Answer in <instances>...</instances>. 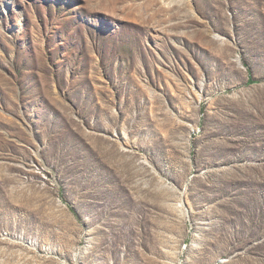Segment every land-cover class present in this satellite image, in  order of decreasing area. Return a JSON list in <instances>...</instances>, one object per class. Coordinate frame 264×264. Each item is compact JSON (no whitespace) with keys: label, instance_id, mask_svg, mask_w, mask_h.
Listing matches in <instances>:
<instances>
[{"label":"rangeland","instance_id":"rangeland-1","mask_svg":"<svg viewBox=\"0 0 264 264\" xmlns=\"http://www.w3.org/2000/svg\"><path fill=\"white\" fill-rule=\"evenodd\" d=\"M0 264H264V0H0Z\"/></svg>","mask_w":264,"mask_h":264}]
</instances>
